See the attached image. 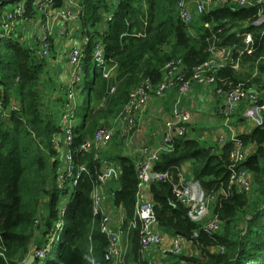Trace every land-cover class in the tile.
<instances>
[{
    "label": "trees",
    "instance_id": "1",
    "mask_svg": "<svg viewBox=\"0 0 264 264\" xmlns=\"http://www.w3.org/2000/svg\"><path fill=\"white\" fill-rule=\"evenodd\" d=\"M25 1L30 9L36 0ZM5 3L0 0V5ZM82 3L85 12L82 24L85 27L101 24L110 13L106 4L108 0H83ZM175 3L176 0H118L106 33L94 32L98 39L93 36V40L104 44L108 64H117L125 80L117 94L108 98V105L101 107L106 84L91 57L96 42L86 46L82 77H88L91 68L93 77L89 84L85 114L80 125L74 129L76 143L91 137L100 122L120 108L129 90L138 84L141 77H150L152 83L158 85L162 80L159 68L167 62L181 59L186 73L205 62L209 57L206 51L209 43L206 40L212 34L207 25L213 24V33H216L220 45L237 42V32L252 31L255 52L243 60L254 62L264 56V32L260 27L252 26L255 9L236 10L233 6L217 5L208 14L196 17L186 26L176 12ZM60 4L61 0H57L56 5ZM29 13L36 16L34 9ZM32 19L28 21L24 16L20 19V36L16 34L15 40L0 39V253L3 252L5 258L0 256V264H25L32 240L31 232L33 227L40 225L37 216L42 201L50 191L51 196L46 202V223L40 225L42 235L48 236L59 221V207L64 194L56 181L58 165L53 159V156L59 157L61 153L53 151L51 145L52 135L58 131L54 108L62 101L53 96L56 73H50L48 69L51 68L45 64V58H38L30 50L32 45L39 46V41H34L39 34L36 31L34 35L29 34ZM241 24H248V28L243 29ZM191 31H196L197 37H193ZM53 45L55 47V43ZM53 45L50 41V52ZM40 48L36 47L37 50ZM75 48L73 45L69 47L68 63ZM51 53L54 54L53 49ZM69 65L72 75L73 67ZM260 68L264 70V66L260 65ZM70 84L68 89L71 88ZM75 85L74 89L83 95L85 83ZM263 104L264 94L258 102V105ZM77 109L82 111L79 105ZM239 138L245 147H250L241 167L253 176L263 199L261 208L250 215L238 231L233 230L232 225L237 213L247 206V198L227 185L230 144L216 154L212 149L203 148L197 141L183 138L176 142L172 153L161 154L154 164V171L169 170L176 176V168L180 170L181 164L192 161L194 179L206 193L220 191L221 194L222 189L227 193L220 195L214 208L224 223L222 232L211 236L200 232L197 240L200 260H187L183 256L179 257L178 264H264V112L262 124ZM111 159L121 166L119 190L115 193L114 203L131 218L137 189L135 162L121 155ZM86 161L93 174L99 164L93 163L91 157H87ZM91 189V181L85 175L76 188L73 201L67 206L63 226L55 231L59 241L42 239L35 248L40 251L46 249V253L43 259L37 258L32 264H91L92 259L94 264H108L103 256L106 242L98 223L93 232L92 245L87 240L92 220ZM147 193L154 205L157 228L162 233L190 238L194 231L200 229L188 218V208L173 197L169 183L152 182L147 187ZM35 221H38L37 225ZM218 246L224 248L223 253L216 252ZM84 247L88 248V254ZM55 251L56 259L50 263ZM133 251L136 252V245ZM174 258L169 256L165 260L170 263V259Z\"/></svg>",
    "mask_w": 264,
    "mask_h": 264
},
{
    "label": "built area",
    "instance_id": "2",
    "mask_svg": "<svg viewBox=\"0 0 264 264\" xmlns=\"http://www.w3.org/2000/svg\"><path fill=\"white\" fill-rule=\"evenodd\" d=\"M82 1L61 0L60 6L56 5L57 0L37 1L36 8L44 19L40 26L42 34L34 41H39V46L36 47L41 48L37 50L32 45L30 50L34 51L38 58H49L50 41L53 39L56 26L63 35L73 23L84 21L85 12ZM191 1H194V6L191 5ZM227 1L228 3H226ZM117 2L118 0H116V4ZM217 5L221 7L223 5L233 6L236 10L255 9L256 17L252 26L253 28L260 27L264 32V0H176L175 8L181 21L189 26L196 17L208 14ZM71 9H75L76 12H72ZM241 25L243 29L248 28V24ZM207 27L212 34L211 38L206 40L209 43L206 50L209 57L205 62L193 67L188 73L184 71L181 59L167 62L159 68L162 80L158 85H154L150 77H141L138 84L129 90L125 102L114 114L100 122L91 137L83 139L80 143L75 141L74 129L77 126L72 125L74 111L77 107L75 104H67L65 114L59 123L57 121V127L58 130L61 129V134L56 135L58 132H55L52 136V145L55 149L59 148L62 153V160L57 167L56 181L64 194L59 207V221L55 227L59 231L63 226L67 206L73 201L81 179L88 175L92 184V220L87 240L92 245L93 232L98 223L100 233L106 242L103 256L108 264H160L159 258L182 255L187 246L198 249L197 240L200 232L211 236L220 229L221 220L215 215L203 226H200V229L194 231L190 238L164 234L157 228L154 205L147 196L149 184L162 181L170 184L171 193L176 201L188 208L189 213L187 214L191 221L198 222L202 214L210 208L213 195L210 196L203 192L198 182L189 181L179 169L176 168V176L169 170L154 171V164L159 161L160 155L172 153L176 142L186 136L191 116L184 109L183 103L193 86L210 87L217 96L221 97L222 104L219 114L223 119V125L230 132L228 187L238 193L247 191L249 188L251 175L249 171L241 167V163L246 158V148L239 138L240 135L235 131L237 123L234 121L233 115L237 106L246 100L252 113L258 115L260 125L262 124L264 104L258 105V102L260 96L264 94V70L260 68V65L264 66V56L258 57L254 62L243 60L255 52L252 31L237 32V42L220 45L216 33H213V24L207 25ZM219 32L220 30L217 31V33ZM92 42H96L93 40V36L85 37L82 46L75 48L69 56V63L73 67L72 84L81 83L82 63L86 57L87 48ZM91 57L94 66L100 69L101 77L106 84L105 96L101 105L105 108L108 105V98L117 94L114 71L118 67L117 64H108L105 47L101 42L95 43ZM241 69H245L250 74L249 84L229 75L233 74V71ZM259 78H261L260 82L253 81ZM250 83H252L251 87H249ZM73 90L74 86L67 91L69 102L74 100ZM82 92L84 93V91ZM172 92L175 97L171 107V117L163 125L162 147L151 150L145 145H139L132 149L133 139L138 134L150 98L152 96L161 98ZM120 145H123L122 151H129L127 155L124 153L121 156L133 159L135 162L137 189L131 218L114 203L115 193L119 190L120 164L110 158L105 160L102 166L99 157L109 149ZM87 157H91L93 163L99 164L98 168L95 167L96 170L93 174L88 169ZM151 175L153 176L151 177ZM68 183L74 188L69 202L64 198ZM221 193L227 195L223 190ZM35 224H38V221H35ZM135 245L136 252L133 251ZM216 251L223 253L224 248L218 246ZM2 253L0 256L4 258ZM29 255L34 256L35 259L44 257L43 251L36 248L31 250ZM91 264H94L93 259Z\"/></svg>",
    "mask_w": 264,
    "mask_h": 264
},
{
    "label": "crops",
    "instance_id": "3",
    "mask_svg": "<svg viewBox=\"0 0 264 264\" xmlns=\"http://www.w3.org/2000/svg\"><path fill=\"white\" fill-rule=\"evenodd\" d=\"M109 1L108 3H106L108 5V11L110 12L109 15L105 17V20L101 24H96L94 26L97 27L96 30H98L101 34L106 33L108 22L111 21L113 14L116 11V7L115 10H109ZM191 5L194 6V1H191ZM43 19L44 17L42 18V21ZM32 21V23H29V34L34 35L36 31L37 35L39 34L40 36L42 34L40 28L42 21L40 22V24L37 23V19H32ZM83 25L84 24L81 23V26H77L76 23H73L63 35L59 32L58 26H56L53 39H51V45L55 43V47L53 45V47L51 48V52L53 49L54 54L56 52L57 55L56 57H53L52 59H49L47 61L48 67L52 69V73H56V80L59 84L62 85V89L65 91L67 90L69 83H71L72 76L70 65L68 63L69 47L71 45H73L74 47L81 46L84 38L94 36V32L96 31L90 29L91 26L85 27V25ZM77 32H79V37L76 36ZM29 34H27L26 36H29ZM190 34L193 37H197L196 31H191ZM94 37L96 38V36ZM117 71H114V73L116 74ZM173 100V92L161 98L154 96L150 98L143 114L138 134L136 138L133 139L132 149H134L135 146L139 145H145L151 148V150H157L162 147L163 125L171 117V107ZM221 104V97L217 96L212 88L197 85L191 88L183 103L184 109L191 116L185 138L197 141L203 148L212 149L216 154H220L224 146L230 144L228 134L225 133L221 128L222 119L219 114ZM251 113L252 110L250 106H248L246 100L241 102L235 109L233 118L237 123V126H235V131L239 135H248L251 133L252 129L260 125V119L258 115ZM202 125H204L203 127L212 125L216 128L211 134L204 128H201ZM245 148L246 153L247 150L249 153L250 147L246 145ZM180 168V171L187 176L186 178L189 181L198 182L194 179L193 176L192 161L184 162L180 165ZM219 193L220 191H218L215 196L213 195L214 198L210 202V208H215L219 199L218 195L220 197V195L222 194ZM193 249L194 248L192 246L185 247L182 255H179L174 259H170L172 261L170 263H168L165 258H159L160 264H178L179 257L181 258L183 256H189L193 253ZM198 257L200 258L199 253Z\"/></svg>",
    "mask_w": 264,
    "mask_h": 264
},
{
    "label": "rangeland",
    "instance_id": "4",
    "mask_svg": "<svg viewBox=\"0 0 264 264\" xmlns=\"http://www.w3.org/2000/svg\"><path fill=\"white\" fill-rule=\"evenodd\" d=\"M4 1H6V3L0 5V39L15 40L16 34H18V36H20V32H19L20 31V24L18 22L20 21V19H22L23 16L28 21H30L34 17L33 19L34 20L37 19L38 24H40V22L42 21L43 16H41L39 14V12L36 8L37 0L32 4L33 6H31L30 9H28L27 2L25 0H18V1L16 0V1H14V3L9 2L10 0H3V2ZM222 1H225V0H222ZM226 3H228V1ZM109 4H110L109 10L110 9L115 10L116 0H110ZM33 9L36 10V16H35V14H31V13L28 14V11L31 12ZM103 14L106 15V12H103ZM76 25L81 26V21H78L76 23ZM90 29L96 30L97 27H90ZM76 36L79 37V32H77ZM56 55L57 54H53L50 52L49 58H45V60H46L45 64L48 65L47 61L49 59H52V57H56ZM48 71H50V73H52L51 69H48ZM89 72H90V75L88 77H86L85 79L83 77L81 78V83L82 84L85 83L84 94L81 95L79 93V91L74 89L73 90L74 100H72L70 102L68 101V97H67L68 96V93H67L68 88L65 91L62 89L61 84L57 83L56 80L54 81L55 90H54L53 96L62 101L58 105L55 104V108H54V111H55L54 114H55V117H56V120L58 121V123H59L60 119L62 118L63 114H65L66 105L67 104H70V105L75 104L76 106H78V105L81 106L82 111L79 112V110L76 107V109L74 111V121L72 122V125L73 126H79L80 125V123L82 121V117L85 114L84 110L86 108V99L88 96V90L90 88L89 84L92 81V77H93V69L91 68ZM233 72L234 73L232 74V76L234 78H237L238 80H241V82L248 83L251 81L250 80V74L245 69H241L239 71H233ZM114 78H115L116 83H117V92H118L119 88L121 87V84L125 80V75H121V72H119V70H118L116 72ZM71 80H72V78H71ZM258 80L259 79L253 80V81L258 82ZM70 86L73 87L76 85L71 83ZM50 98L52 100V97H50ZM63 99H65V102L63 101ZM44 102H46V100ZM62 103H63V105L61 106ZM251 107H253V106L251 105ZM49 111L51 112L52 108ZM231 120H232V117H231ZM203 126L204 125H202L201 128H204L205 130H207L211 134H212V132H214V130L216 128L215 126H212V125H208L205 127H203ZM219 128H220V126H219ZM221 128L223 129V131L225 133L228 134V136L230 135L228 128L223 125V119H222V123H221ZM57 132L58 133H56V135H60L61 129H59ZM54 134L52 136H54ZM51 143H52V140H51ZM52 150L55 152L61 153V150L59 148L55 149L53 147V145H52ZM122 150H123V145H120L119 147L109 149L106 153H103L102 155H100L99 157L101 159L102 166L104 165L105 160H108V159H110L116 155H122L124 153L127 155L129 153V151H122ZM53 159H55V161L57 162V165H58V163L60 164V162L62 160V153H61L60 157H57V155L53 156ZM183 175H185V174H183ZM185 177H187V176L185 175ZM199 186H200V184H199ZM200 188H201V186H200ZM48 189H50V186L48 187ZM66 190H67V193L65 194L64 198L66 199L67 202H69L70 198H71V194L74 191V188L70 185V183H68ZM203 192H204V190H203ZM207 194H209V193H207ZM241 194H244L246 196L247 206L243 210L239 211L235 217V223L232 225V227L235 228L233 230H236V231H238L240 229L242 224L249 218L250 215H252L254 212L258 211L261 208L262 199H263L261 196V191L259 190V188L256 186V184L254 182L253 176H250V185H249L248 190L242 191ZM212 195L215 196L216 192L210 193V196H212ZM50 196H51V193L49 191L47 198L45 200H43L41 203L39 213L37 216V219L40 220L39 221L40 225L42 224L43 226H44V222L46 223V219H47L46 202ZM218 198H219V195H218ZM187 212L189 213V210ZM215 215H216V213H215L214 208H208L207 212L202 214L201 219L195 223H198L199 226H203L209 219H211ZM35 225H37V224H35ZM40 225L38 227H33V231L31 232V239L32 240H31L30 245H29V252L27 254V258L29 257L30 251L33 250L37 246V244L42 241V239H45V240L50 239V241L52 242L53 239L57 238V236H55V233H56L55 231L57 230L56 227L53 228L52 233H50L48 236H46L47 234L42 235L43 231L40 228ZM223 227H224V223L221 220L220 230L218 232H216V234H218V233L220 234L223 230ZM236 231H231V232H236ZM58 241H59V238L55 240V242H58ZM47 244H49V241L47 242ZM56 248H57V246H56ZM83 249L88 254V248L84 247ZM45 253H46V249L43 251V255H45ZM198 253H199V249L194 248L193 253L190 254L189 256H185V259H187V260H189V259L190 260H198L199 259L200 260V258L198 257ZM55 259H56V251L52 254L50 263H53L55 261ZM26 261H27V259H26ZM191 264H198V263H191Z\"/></svg>",
    "mask_w": 264,
    "mask_h": 264
},
{
    "label": "water",
    "instance_id": "5",
    "mask_svg": "<svg viewBox=\"0 0 264 264\" xmlns=\"http://www.w3.org/2000/svg\"><path fill=\"white\" fill-rule=\"evenodd\" d=\"M72 10V12H76V10L75 9H71ZM153 175H151V177H152ZM35 261V257L34 256H32V255H30L29 257H28V259H27V261L25 262V264H32L33 262Z\"/></svg>",
    "mask_w": 264,
    "mask_h": 264
},
{
    "label": "bare ground",
    "instance_id": "6",
    "mask_svg": "<svg viewBox=\"0 0 264 264\" xmlns=\"http://www.w3.org/2000/svg\"><path fill=\"white\" fill-rule=\"evenodd\" d=\"M19 112V111H18ZM243 163V162H242ZM241 163V164H242ZM228 170V169H227ZM228 185V184H227ZM201 186V185H200ZM222 189V188H221ZM223 190V189H222ZM233 190V189H232ZM214 191V190H213ZM225 192H226V190H225ZM236 192V191H235ZM244 193V192H243ZM246 193V192H245ZM221 197H224V196H221ZM226 199V198H225ZM223 200V199H222ZM219 201V200H218ZM205 223V222H204ZM220 230V229H219ZM219 234V233H218ZM169 235H170V233H169ZM219 236V235H218ZM214 237V236H213ZM215 250H216V248H215Z\"/></svg>",
    "mask_w": 264,
    "mask_h": 264
},
{
    "label": "clouds",
    "instance_id": "7",
    "mask_svg": "<svg viewBox=\"0 0 264 264\" xmlns=\"http://www.w3.org/2000/svg\"><path fill=\"white\" fill-rule=\"evenodd\" d=\"M30 256V255H29ZM28 259V258H27Z\"/></svg>",
    "mask_w": 264,
    "mask_h": 264
}]
</instances>
